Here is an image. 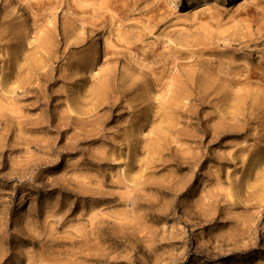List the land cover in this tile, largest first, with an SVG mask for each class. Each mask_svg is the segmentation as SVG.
<instances>
[{"label": "rangeland", "instance_id": "rangeland-1", "mask_svg": "<svg viewBox=\"0 0 264 264\" xmlns=\"http://www.w3.org/2000/svg\"><path fill=\"white\" fill-rule=\"evenodd\" d=\"M0 264H264V0H0Z\"/></svg>", "mask_w": 264, "mask_h": 264}]
</instances>
